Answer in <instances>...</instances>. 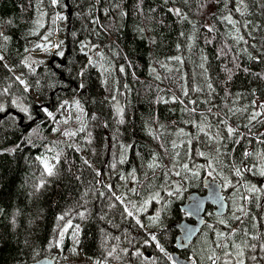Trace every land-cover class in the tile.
<instances>
[{
    "label": "trees",
    "instance_id": "16d2710c",
    "mask_svg": "<svg viewBox=\"0 0 264 264\" xmlns=\"http://www.w3.org/2000/svg\"><path fill=\"white\" fill-rule=\"evenodd\" d=\"M0 57V264L70 223L74 264H172L208 177L228 211L179 255L264 264V0H0Z\"/></svg>",
    "mask_w": 264,
    "mask_h": 264
},
{
    "label": "water",
    "instance_id": "95a60500",
    "mask_svg": "<svg viewBox=\"0 0 264 264\" xmlns=\"http://www.w3.org/2000/svg\"><path fill=\"white\" fill-rule=\"evenodd\" d=\"M204 194L192 192L188 194L181 211L187 217L179 223H174L173 227L178 231L175 239V249L178 252L187 250L195 238L200 234L206 225L205 213L208 208H212L216 217H223L228 211V203L223 193V186L212 178H206L202 182ZM213 188L219 196L223 197L222 201H218L213 194ZM199 203V207L195 205ZM178 252L170 254L172 264H193V261L185 259ZM58 253H54L51 257H44L29 264H56Z\"/></svg>",
    "mask_w": 264,
    "mask_h": 264
},
{
    "label": "rangeland",
    "instance_id": "374dc122",
    "mask_svg": "<svg viewBox=\"0 0 264 264\" xmlns=\"http://www.w3.org/2000/svg\"><path fill=\"white\" fill-rule=\"evenodd\" d=\"M57 24L61 23V21H56ZM53 41V45L51 47V50H55L58 46L54 45V43H58L57 40V35L54 36ZM35 55V54H34ZM34 58H36L35 60L32 59L30 62L32 65L35 64L36 60H43L46 58L45 53H40V54H36L35 56H33ZM45 162H47L49 165L54 166L55 165V161L50 158L49 156H45L44 159L42 160V165L45 169ZM46 171V169H45ZM80 235V225L78 224H72L70 223L69 225L65 226L64 229L62 230L61 234H60V239H58V241H62V239H65V237H70V250H69V254L71 255V257H65L62 258L60 261L57 260L56 264H74L73 261L75 260V262H79V260L82 259V255L80 254V250L78 247V238ZM81 262V261H80ZM101 264H104L103 262H101Z\"/></svg>",
    "mask_w": 264,
    "mask_h": 264
},
{
    "label": "snow or ice",
    "instance_id": "6c2138e0",
    "mask_svg": "<svg viewBox=\"0 0 264 264\" xmlns=\"http://www.w3.org/2000/svg\"><path fill=\"white\" fill-rule=\"evenodd\" d=\"M52 2L55 4L56 2H57V0H52ZM176 12H177V14H179V10H176ZM59 18V17H58ZM61 55H63V53H60ZM0 59H3L2 57H0ZM17 79H19V77H17ZM20 83H24V81H20ZM0 110H2V109H0ZM26 111V110H25ZM49 115H51V113H49ZM253 118H255V117H253ZM233 129L232 128H228V133L229 134H232L233 133ZM67 135H75V133H66ZM177 155H179L178 153H177ZM201 155H203V153H201ZM245 155H249V153H245ZM53 167L54 166H51V165H49L47 162H45V169H46V171H47V173H48V175H53L54 173H53ZM209 167H211V165H209ZM183 168H184V170L185 171H187L188 170V166L185 164V165H183ZM177 175H180V173L179 172H177L176 173ZM198 173H195V172H193V175L195 176V175H197ZM240 173H239V170H237V175H239ZM261 175H264V171H262L261 172ZM179 189H177V191H178ZM251 191H253V192H256V191H260L259 189H256V188H252V189H250ZM170 195H171V193H169ZM213 194H214V196L216 197V199L218 200V201H222L223 200V197H221V196H219L218 195V193L215 191V188H213ZM196 207H199V203H197L196 205H195ZM126 211H127V209H126ZM241 211H243V209H241ZM129 216H131L133 213L132 212H130V211H128V213H127ZM63 217H61V219H62ZM137 223H139V221H137ZM152 239L153 240H155L156 239V237L155 236H153L152 237ZM158 247H160L159 245H157ZM219 246V245H218ZM237 248H239V246H236ZM160 251L161 252H163L164 251V249H163V247H160ZM239 256H243V251L241 250V251H239ZM213 264H215V261H213ZM238 264H244V261H243V259H240L239 261H238Z\"/></svg>",
    "mask_w": 264,
    "mask_h": 264
},
{
    "label": "bare ground",
    "instance_id": "6f19581e",
    "mask_svg": "<svg viewBox=\"0 0 264 264\" xmlns=\"http://www.w3.org/2000/svg\"><path fill=\"white\" fill-rule=\"evenodd\" d=\"M177 251V250H176ZM178 252V251H177ZM192 261V260H191ZM194 264V263H193Z\"/></svg>",
    "mask_w": 264,
    "mask_h": 264
}]
</instances>
